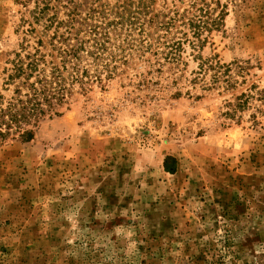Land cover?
Masks as SVG:
<instances>
[{
	"label": "rangeland",
	"instance_id": "rangeland-1",
	"mask_svg": "<svg viewBox=\"0 0 264 264\" xmlns=\"http://www.w3.org/2000/svg\"><path fill=\"white\" fill-rule=\"evenodd\" d=\"M136 9L156 36L184 16L178 61L128 46ZM37 49L67 90L32 140L0 146V264H264V0H0L5 99ZM210 60L232 88L197 78Z\"/></svg>",
	"mask_w": 264,
	"mask_h": 264
},
{
	"label": "trees",
	"instance_id": "trees-1",
	"mask_svg": "<svg viewBox=\"0 0 264 264\" xmlns=\"http://www.w3.org/2000/svg\"><path fill=\"white\" fill-rule=\"evenodd\" d=\"M138 9L134 12L137 15H129L127 18L130 21V25L128 24L126 30L129 37L126 40L129 44L128 46L137 45L140 48L139 50L143 52L154 48L157 52L159 51L158 49L164 47L168 50L166 52L168 59L178 61L180 58L178 52L182 48L183 43L182 41L173 42L172 39H169V34L172 32V28L178 18L184 16L175 14L173 18L158 23L156 28L159 30L163 29L165 32L156 36V29L150 32L155 16L148 21L142 20L141 11H138ZM121 19H123V16H121ZM191 24L195 28L194 35L196 36H200L201 32L207 28L204 25L205 22L201 24L199 21H194V24L193 22ZM137 30L140 35L139 38L133 37L134 32L132 33V31ZM94 32L96 44V49L95 47L94 49H98L96 53H99V50L104 49V44L100 41L99 32L96 29ZM76 43L66 48L60 47L59 50L64 55V61L79 57L83 49H80ZM39 52L40 50L37 49L33 54L27 53L24 58L21 56L12 63V72L8 75V79L14 84L13 94L8 99H5L0 93V146L8 139L17 137L23 141L32 140L35 136L36 128H38L43 117L55 108L56 103L64 99L67 87L64 83L62 67L53 61L47 62L44 58L46 55L39 54ZM100 56L102 57V53H100ZM231 67L230 64H221L217 60L206 61L199 64L197 78L205 85H209L207 86L209 89H230L234 85L233 76L230 74L232 72ZM48 68L50 69L49 71ZM63 68L65 69V67ZM74 80H77V78H74ZM55 114L59 115L58 112H55ZM176 163L175 157H166L164 161L165 170L174 173V165Z\"/></svg>",
	"mask_w": 264,
	"mask_h": 264
}]
</instances>
